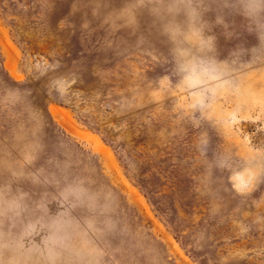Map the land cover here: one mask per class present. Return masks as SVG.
Returning a JSON list of instances; mask_svg holds the SVG:
<instances>
[{"label":"rangeland","instance_id":"obj_1","mask_svg":"<svg viewBox=\"0 0 264 264\" xmlns=\"http://www.w3.org/2000/svg\"><path fill=\"white\" fill-rule=\"evenodd\" d=\"M0 264H264V0H0Z\"/></svg>","mask_w":264,"mask_h":264}]
</instances>
